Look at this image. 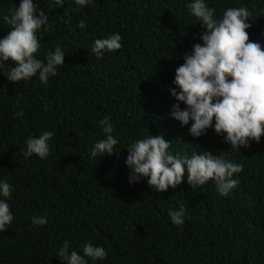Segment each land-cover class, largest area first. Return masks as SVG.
Wrapping results in <instances>:
<instances>
[{"label":"trees","instance_id":"trees-1","mask_svg":"<svg viewBox=\"0 0 264 264\" xmlns=\"http://www.w3.org/2000/svg\"><path fill=\"white\" fill-rule=\"evenodd\" d=\"M49 17L50 30L37 33L43 60L57 44L66 56L58 74L44 85L37 76L10 82L0 70V180L12 185L7 202L14 219L0 233V264H64L57 252L65 240L83 255L89 241L107 257L88 264H264V136L250 147L231 148L213 129L194 138L191 122L169 115L176 103L175 69L202 43L199 21L185 7L191 0H33ZM221 16L228 7H247L259 16L248 29L264 45V0H206ZM20 0H0L3 20ZM83 20L85 28L77 27ZM119 33L122 48L96 58L95 39ZM185 105L181 104V108ZM23 116L17 117V112ZM110 117L119 143L111 156H91L104 138L99 121ZM55 131L50 155L25 158L26 141ZM164 134L171 151L190 155L212 151L243 165L238 186L221 196L214 181L193 189L185 176L175 189L158 192L146 177L130 183L125 160L137 139ZM199 145V146H198ZM185 209L174 225L169 209ZM34 215L47 216L43 226Z\"/></svg>","mask_w":264,"mask_h":264},{"label":"clouds","instance_id":"clouds-1","mask_svg":"<svg viewBox=\"0 0 264 264\" xmlns=\"http://www.w3.org/2000/svg\"><path fill=\"white\" fill-rule=\"evenodd\" d=\"M92 0H75V4L87 6ZM56 6H63L64 0H55ZM185 7L189 15L199 21L202 29L194 35L202 43L192 45L190 52L183 55V63L175 69L173 87L168 89L175 99L169 113L181 126L189 125V135L200 138L213 129L217 136L223 137L224 143L231 148L250 147L252 141L260 142L264 136V45L252 41L248 29L259 16L247 7H228L221 16L210 7L206 0H191ZM2 20L10 26L7 34L0 38V70L9 61L14 66L3 73L10 82L30 80L37 76L44 85L50 77L58 74V67L64 66L65 52L57 44L49 50L43 60L38 58L42 48L37 33L50 30L49 17L33 0H20L19 7H12ZM87 25L81 20L77 27ZM264 36V33H262ZM123 37L119 33L109 34L105 38L95 39L91 53L102 58L105 53L119 51ZM181 104L185 107L181 108ZM23 116V111L15 114ZM104 138L96 141L91 149L93 158L111 156L117 151L119 143L114 138L115 128L110 117L99 121ZM55 131H44L38 137L31 136L26 141L25 158L34 154L40 159L50 155V144ZM172 141L164 134L151 135L137 139L126 149L125 160L130 169L129 181L135 183L146 177L149 187L158 192L175 189L184 182L193 188L201 187L214 181L221 196H228L239 181L234 174L243 171V165L226 157L223 151L199 153L195 150L190 155L172 152ZM199 146V145H198ZM12 185L0 180V197L10 198ZM168 216L176 226L184 223L185 209H169ZM14 219L7 199H0V233L6 232ZM32 224L43 226L48 223L47 216L34 215ZM83 255L73 250L70 241L65 240L57 252V257L64 264H88V260L102 261L107 257L103 246H96L89 241L81 245Z\"/></svg>","mask_w":264,"mask_h":264}]
</instances>
